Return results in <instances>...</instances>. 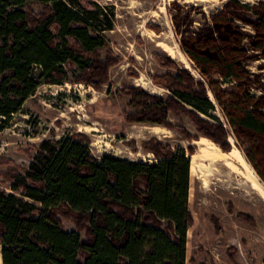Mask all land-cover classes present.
Listing matches in <instances>:
<instances>
[{
  "label": "trees",
  "instance_id": "trees-1",
  "mask_svg": "<svg viewBox=\"0 0 264 264\" xmlns=\"http://www.w3.org/2000/svg\"><path fill=\"white\" fill-rule=\"evenodd\" d=\"M174 5L181 49L206 82L158 55L176 69L154 77L170 95L128 89L134 112L127 120L168 127L169 112H183L202 136L229 151L208 85L264 182V82L246 67L264 59V2L227 0L199 26ZM93 26L77 0H0V131L41 84L62 83L67 65L77 66V81L91 86L107 79L115 60L101 59L104 37ZM222 80L234 84L225 88ZM255 86L263 93H251ZM85 138L43 140L24 173L8 171L10 191L0 188V264H185L192 223L187 152L149 139L143 145L155 156L152 163L94 157ZM59 215H72L76 228L65 230Z\"/></svg>",
  "mask_w": 264,
  "mask_h": 264
},
{
  "label": "rangeland",
  "instance_id": "rangeland-1",
  "mask_svg": "<svg viewBox=\"0 0 264 264\" xmlns=\"http://www.w3.org/2000/svg\"><path fill=\"white\" fill-rule=\"evenodd\" d=\"M77 1L93 18L94 30L104 37L101 59L108 56L115 63L108 68L107 79L97 87L77 81L80 69L67 65L62 83L41 84L25 101L10 125L0 131V188L10 191L8 171L24 173L43 140H60L80 133L86 137L84 141L94 157L108 153L120 159L152 163L155 156L143 143L156 139L174 150L183 148L190 159L192 155L199 157L196 167L190 168L188 209L192 223L187 232L185 264H264V182L208 85V96L215 107L212 115L227 129L229 151L205 140L190 116L183 112H169L168 127L126 118L134 112L128 89L137 88L164 98L170 95L154 77L175 75L176 69L162 65L158 55L169 57L176 66L206 82L181 49V36L175 30L178 11L174 2L183 6L182 18L190 11L187 18L199 26L205 19L210 20L211 14L227 0ZM240 1L249 5L264 2ZM33 10L41 9L33 5ZM243 28L253 33L249 25ZM260 64H264L263 58L248 61L246 67L264 82V67ZM222 83L225 88L234 84L223 80ZM250 92L263 93L256 86ZM207 147L211 155L205 156L202 149ZM213 156H228L229 164L212 160ZM59 218L65 230L76 228L72 215ZM80 237L82 242L86 240L84 230Z\"/></svg>",
  "mask_w": 264,
  "mask_h": 264
},
{
  "label": "bare ground",
  "instance_id": "bare-ground-1",
  "mask_svg": "<svg viewBox=\"0 0 264 264\" xmlns=\"http://www.w3.org/2000/svg\"><path fill=\"white\" fill-rule=\"evenodd\" d=\"M162 42H160V44H161ZM160 126H154V128H159ZM156 133H157V130H154ZM205 140H207L208 142H210L211 144H213L214 146H216L217 147V145L215 144V143H213L212 141H210V140H208L207 138H204ZM212 147V146H211ZM210 147H207V148H203L202 149V153L203 154H205V156L206 155H211V151H210V149H209ZM239 152V151H238ZM240 153V152H239ZM202 154V155H203ZM223 154H225L224 152H223ZM214 155V154H213ZM199 159V157H198V155H192V159H190V168L191 169H193V168H195L196 167V165H197V160ZM212 160H216V161H218V162H225L226 164H229V157L227 156V157H216V156H213L212 157Z\"/></svg>",
  "mask_w": 264,
  "mask_h": 264
}]
</instances>
